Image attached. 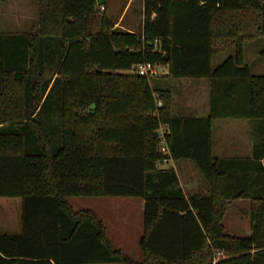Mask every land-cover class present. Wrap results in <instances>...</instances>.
Wrapping results in <instances>:
<instances>
[{
	"label": "trees",
	"instance_id": "trees-1",
	"mask_svg": "<svg viewBox=\"0 0 264 264\" xmlns=\"http://www.w3.org/2000/svg\"><path fill=\"white\" fill-rule=\"evenodd\" d=\"M35 2V34L19 54L0 46V197L21 201L0 264H264V75L243 61L244 43L264 36V0H143L140 33L114 27L104 0ZM142 63L167 71L121 75ZM158 77L208 79V114L174 115ZM215 120L250 121L251 157L213 155ZM165 159L189 162L197 189ZM109 196L144 203L140 262L67 202ZM238 198L250 201L244 237L223 225Z\"/></svg>",
	"mask_w": 264,
	"mask_h": 264
},
{
	"label": "rangeland",
	"instance_id": "rangeland-1",
	"mask_svg": "<svg viewBox=\"0 0 264 264\" xmlns=\"http://www.w3.org/2000/svg\"><path fill=\"white\" fill-rule=\"evenodd\" d=\"M26 1V0H25ZM112 9L117 13L114 21H117L118 13L127 0H107ZM142 0H134L127 12L121 17L120 25L130 27L137 33L143 28V11L140 10ZM28 10L34 9L36 19V4L32 0H27ZM26 6V5H25ZM127 7V8H128ZM27 8V7H26ZM110 19V10L105 13ZM111 20V19H110ZM0 21L2 15L0 14ZM122 30V29H121ZM235 55V48L229 47L223 52L215 54L211 58V66L215 68L229 56ZM243 61L249 66L254 75H264V36L253 41L245 42L243 45ZM166 68H161L160 72H166ZM122 76H132L129 71L121 72ZM156 81L161 86L170 89L173 93V113L178 116H196L208 114V97L209 85L206 78H180L164 79ZM154 82H151L153 85ZM165 130V127H163ZM212 136L214 141V155H224L227 145H231L235 151L231 155H246V146H250V126L248 120H215L212 124ZM162 165V164H161ZM190 167H192L190 165ZM194 174L195 171L192 168ZM193 180V181H192ZM193 190L197 189V179L192 178ZM183 184V180H181ZM187 190L193 191L192 188L186 187ZM140 201L138 198L129 197H70L67 199L68 204L75 210L89 209L104 223L107 236L114 247L121 249L123 253L140 262L142 255L138 246V239L141 235V213ZM236 203L234 200L227 201L223 216V225L225 233L244 237V232L249 228V203ZM122 217V218H121ZM125 219V224L119 226V219ZM20 225V199L0 197V231H15ZM122 230L124 233H122ZM247 236V235H245ZM122 238V239H121ZM121 241V244H120ZM119 242V243H118ZM99 264V263H98ZM117 264V263H103Z\"/></svg>",
	"mask_w": 264,
	"mask_h": 264
},
{
	"label": "crops",
	"instance_id": "crops-1",
	"mask_svg": "<svg viewBox=\"0 0 264 264\" xmlns=\"http://www.w3.org/2000/svg\"><path fill=\"white\" fill-rule=\"evenodd\" d=\"M32 1L36 4L35 0H32ZM102 1L103 0H101L99 5L102 3ZM133 1L134 0H127L126 1L125 6L122 9H120V12L118 13L119 15L117 17V21H114L112 18H114V16L117 13H115L113 11L111 4H109V2L107 0H104V4L102 6L103 11H104V13H107L110 10V19L112 22H114V27L118 28L117 26L120 25V22H122L121 17L123 15V13L125 11L127 12V10L129 9V7ZM110 3H111V0H110ZM128 5H129V7H128ZM140 10L143 11V0L140 3ZM0 14L2 15V21H0V46H1V48H8V50H13L14 53L19 54V51H20L19 49L21 48V45L23 44V43L20 44V42H19L21 39L20 37H23L24 35H29V34L34 35L35 31L37 29V6H36V19H35L34 9L28 10L27 0L26 1L25 0H0ZM121 29L124 31H127V32L137 33L134 30H132L130 27L122 26ZM17 64H19V58L16 59L15 57H13L9 63L10 67L13 68V66L17 65ZM164 73H166V72H164ZM54 77H53V79H54ZM0 78H1V76H0ZM164 79L159 78L160 81H164ZM168 80L169 79H167V81ZM162 87H164V86H162ZM164 88H166V87H164ZM166 89H168V88H166ZM172 113H173V93H172ZM176 116H178V115H176ZM192 116H194V115H192ZM201 116H206V115H196V117H201ZM249 126H250V130H251L250 121H249ZM250 141H251V137H250ZM212 143H213V149L212 150L214 152L213 136H212ZM235 150L236 149H233L232 146L229 144V145H227V147L225 149L226 153L224 155L216 156V155H214V153H213V155L218 157V158H233V157L247 158V157H251V155H252V141H251V149H250V146H246V151L248 152L246 155H240V154L231 155L230 152L235 151ZM190 165L191 164L187 161H179L177 163V162H174L172 160L166 159L163 162V164L160 165V167H162V168L173 167L176 170L180 181L183 180V184H185L187 187L192 188V190H193V184L191 183V180H192V178L195 177L196 173L194 174V172L192 170L193 167H190ZM243 200H245L244 201L245 203H249V200L246 198H238V199H235L234 201L236 203H241ZM143 205H144V203L141 200L140 201L141 220H142ZM20 216H21V201H20ZM121 218L119 219V221L117 223L119 226L125 224V219H121ZM141 229H142V223H141ZM9 230H10V228H7L5 231H0V233H8V234L19 233L21 230V220H20L19 229H16L15 231H9ZM122 233H124L123 230H122ZM141 234H142V231H141ZM249 234H250V228H248L244 232V236L249 235ZM120 244H121V241H120ZM114 248H117V247H114ZM117 249H119V248H117Z\"/></svg>",
	"mask_w": 264,
	"mask_h": 264
},
{
	"label": "built area",
	"instance_id": "built-area-1",
	"mask_svg": "<svg viewBox=\"0 0 264 264\" xmlns=\"http://www.w3.org/2000/svg\"><path fill=\"white\" fill-rule=\"evenodd\" d=\"M101 10H103V7H101ZM160 69L161 68H159V67H157L155 65H152L150 63H142V64L137 65L133 70H131V72L137 73L138 75H141V76H150V75L153 76V75H160L161 74ZM160 104L161 103L159 101L157 103V105L159 106ZM164 131L165 130H163L162 127H161V129L159 131L160 136L162 135V133ZM162 142H163V140H162ZM162 150L164 151V149H162Z\"/></svg>",
	"mask_w": 264,
	"mask_h": 264
},
{
	"label": "water",
	"instance_id": "water-1",
	"mask_svg": "<svg viewBox=\"0 0 264 264\" xmlns=\"http://www.w3.org/2000/svg\"><path fill=\"white\" fill-rule=\"evenodd\" d=\"M100 2H101V0H99V3H100ZM90 108H91V109L94 108V104H93V103H91ZM157 135H158V132H155V136H157Z\"/></svg>",
	"mask_w": 264,
	"mask_h": 264
}]
</instances>
